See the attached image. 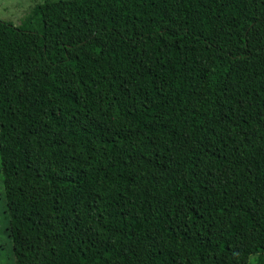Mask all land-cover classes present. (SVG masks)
Listing matches in <instances>:
<instances>
[{
  "label": "trees",
  "instance_id": "obj_1",
  "mask_svg": "<svg viewBox=\"0 0 264 264\" xmlns=\"http://www.w3.org/2000/svg\"><path fill=\"white\" fill-rule=\"evenodd\" d=\"M0 173L15 264H264V0L0 19Z\"/></svg>",
  "mask_w": 264,
  "mask_h": 264
},
{
  "label": "rangeland",
  "instance_id": "obj_2",
  "mask_svg": "<svg viewBox=\"0 0 264 264\" xmlns=\"http://www.w3.org/2000/svg\"><path fill=\"white\" fill-rule=\"evenodd\" d=\"M40 0H0V19L19 25ZM3 183L0 173V264H15L14 248L6 232L8 220L3 212ZM8 228V226H7Z\"/></svg>",
  "mask_w": 264,
  "mask_h": 264
}]
</instances>
